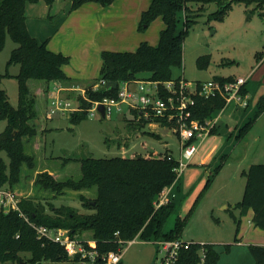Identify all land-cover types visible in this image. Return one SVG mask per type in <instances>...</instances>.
<instances>
[{
    "label": "trees",
    "instance_id": "trees-1",
    "mask_svg": "<svg viewBox=\"0 0 264 264\" xmlns=\"http://www.w3.org/2000/svg\"><path fill=\"white\" fill-rule=\"evenodd\" d=\"M40 0H0V51L4 48L9 35L18 45L12 49L8 64L18 63L19 71L15 75L19 81V102L13 106L6 90L2 86L4 75L0 73V121L6 120L5 128L0 131V150L6 152L7 159L0 155V186L14 187L21 180L24 167L33 170L37 167V158L33 152L26 149L27 143L37 135L45 149V134L48 126H41L38 122L41 114L48 119V95L52 80H69L63 66L70 60V56L56 52L48 47V40H40L31 33L27 24V5ZM88 1H96L104 6L114 0H70V11ZM249 5L256 3L264 5V0H237ZM52 4L53 0H45ZM200 3L201 11L204 4L215 2L216 10L210 13L211 19H222L231 7L232 2L224 0H150L149 6L141 12L139 29H145L152 20L162 16L165 26L160 30L157 44L147 40L139 43L135 50H110L101 52L102 65L99 77L85 88V93L72 94L79 101L84 110L72 113V123L88 117L87 108L91 101L102 100L107 96H115L117 88L106 89L105 86L94 88L99 80L107 82L115 80H133L144 77L165 81L172 79L174 70L182 67L183 45L189 28L196 22L197 15L190 3ZM185 9L184 26L178 28L179 12ZM192 11V12H191ZM211 55L198 57L200 68L210 65ZM214 78L227 80L234 75ZM200 81V80H199ZM247 89V88H246ZM245 89V90H246ZM41 99L42 109L36 107ZM252 102V101H251ZM253 120L242 126L238 138L245 134L252 126L254 119L264 111V95L260 96ZM225 106L222 98L198 99L195 116L204 119L212 116ZM250 106V105H249ZM161 125L168 126L166 121L158 120ZM143 124L148 121L144 120ZM170 126V125H169ZM169 152L164 156H157L155 151L147 155L112 157H65L63 164L69 161H79L81 176L57 179L49 170L38 171L35 175L37 188L61 195L67 190L82 191L95 190L96 194L89 197L80 193L83 205L93 213L81 216L73 212L69 205H63L59 210H65L56 215L47 214L45 205L36 196L22 197L19 206L21 210L0 211V264H28L21 256V252H30L31 261L48 259L67 264H80L78 256L71 258L65 248L52 240L38 238L31 222L44 224L49 227L68 228L75 236L80 230L91 229L96 245L93 247L84 241L86 248L99 254L118 251L122 244L120 240H131L140 237L149 239L181 238L183 229L190 217L195 203L206 189L208 180L202 192L196 198L188 213L177 216L171 229L164 228L170 215L178 207V199L156 207L155 201L163 187L173 182L177 177L178 160ZM223 161L216 165L219 171ZM243 173L247 180L242 199L236 206H247L253 210V223L264 229V163H252ZM238 232V227H237ZM236 241H240L236 233ZM203 244V245H202ZM231 244L226 245L230 249ZM204 247L205 258L203 264H217L220 252L211 242L195 241L182 252L183 262L186 264H200L202 258L200 249ZM249 251L254 258V264H264V244L251 243ZM99 258V257H98ZM101 263L100 258L97 260ZM122 264V262L120 263ZM152 264H155L152 263Z\"/></svg>",
    "mask_w": 264,
    "mask_h": 264
},
{
    "label": "rangeland",
    "instance_id": "rangeland-1",
    "mask_svg": "<svg viewBox=\"0 0 264 264\" xmlns=\"http://www.w3.org/2000/svg\"><path fill=\"white\" fill-rule=\"evenodd\" d=\"M70 0H53V3H44L40 0L29 3L27 6L28 28L40 36H48L54 33L53 27L57 20L61 22L70 12ZM60 2V3H58ZM64 4L59 12V6ZM136 6H148L149 0H136ZM190 3L193 12L197 15L196 22L189 28V32L183 45V64L174 70V76L184 74L191 82L208 80L214 75L219 76H249L250 84L255 89L253 100L249 107L234 109L230 104L220 111H216L210 118L213 120L211 132L205 137L199 146L198 152L190 161V164L178 173L175 180L163 187L155 203L157 208L172 199H178L177 209L170 215L164 228L171 229L177 216H185L198 195L204 189L208 180H211L199 200L195 203L193 211L183 229L181 238L185 240L211 241L220 252L217 264H254L247 242L264 243V229L250 227L247 206H236L243 196L247 176L243 173L252 163H264V111L253 121L248 131L238 138L241 128L248 121L253 120V115L258 107L261 95H264V5L256 3L245 4L242 1L233 0L231 7L222 19H211L210 13L217 9L215 2L203 5ZM50 6V7H49ZM73 11V10H72ZM185 9L179 12L178 30L184 26ZM49 15V16H48ZM51 15V17H50ZM162 16H158L145 29L137 28L143 34L149 35L158 43ZM163 22V26H165ZM62 30V29H61ZM152 41V40H151ZM18 44L8 35L4 48L0 51V73L7 71L10 75H4L2 86L6 90L13 106L19 102V81L15 76L19 71L18 63L8 64L11 51ZM210 54V65L200 68L197 63L199 56ZM72 53L70 60L63 68L71 73L72 79L78 84L84 83L83 76L76 78L77 74L85 73L93 79L99 76L101 52L85 59ZM149 73H144L145 77ZM88 76H85V80ZM41 99L36 107L42 109ZM74 104L77 100L72 98ZM71 118V117H70ZM38 122L41 126H48L45 134V149L33 139L26 149L33 152L37 158V167L33 170L23 169L19 188L22 197L36 196L45 205L47 214L56 215L65 210H59L63 205H69L73 212L84 216L93 213L94 210L86 208L80 198V191L67 190L61 195L39 189L35 185V175L44 167H49L57 179L67 177L78 178L81 176L79 161H69L63 164L65 157H112L116 155L134 156L147 155L152 151L156 154L172 153L180 156V139L178 135L167 126L138 122L129 112L114 113L111 118H105L100 113L88 116L79 122H74L56 112L53 117L46 118L41 114ZM6 120L0 121V131L6 126ZM197 142L196 144H198ZM39 145V147H38ZM37 148V150H36ZM0 155L5 157L6 152L0 150ZM206 158L204 161L203 159ZM224 162L219 171L216 165ZM18 189V188H17ZM85 195L95 196V190H86ZM158 201V202H157ZM253 221V220H252ZM238 227V232H237ZM236 233L243 240L242 244L236 241ZM75 237L82 240H94L91 229H83L76 233ZM160 239L143 240L136 238L132 243L123 246V264H151L157 261L160 253L157 251L156 242ZM248 243V244H249ZM230 249H226V245ZM28 264H67L48 259L31 261L30 252H21ZM153 262V263H154ZM201 260L200 264H203ZM11 264H18L12 262Z\"/></svg>",
    "mask_w": 264,
    "mask_h": 264
},
{
    "label": "built area",
    "instance_id": "built-area-1",
    "mask_svg": "<svg viewBox=\"0 0 264 264\" xmlns=\"http://www.w3.org/2000/svg\"><path fill=\"white\" fill-rule=\"evenodd\" d=\"M249 76H236L232 79L222 80L210 78L208 80L189 81L184 74L172 79L159 81L148 77L133 80H124L118 83V92L115 96H107L102 100L91 101L87 108L88 116L100 113L99 104L105 107V117L111 118L114 113L133 114L138 122L148 121L149 125L159 124L158 120H164L167 127L175 132L180 139V156L176 157L178 166L176 171H182L190 164V161L198 152L199 146L205 137L211 132L213 120L207 116L203 120L195 116L198 99L222 98L225 100L223 110L230 104L234 109L247 108L251 104V96L248 90ZM107 81L99 80L94 88L105 86ZM247 88V89H246ZM60 87H55L51 92L47 115L53 117L56 112L72 114L75 111L84 110L79 101L74 104L69 97L60 93ZM246 89V90H245ZM85 91L81 94L84 95ZM170 125V126H169ZM199 142L198 144H196ZM169 152V158H172ZM164 156V154H157ZM22 196L11 186H0V211L21 210L19 202ZM165 200H159L164 203ZM156 207H157V203ZM36 230L38 238L52 240L62 245L69 257L76 258L80 264H120L123 260V246L132 243L135 239L120 240L122 247L118 251H109L99 254L97 251L86 248L84 241L72 236L68 228L49 227L44 224L31 222ZM91 246L96 245L95 240H85ZM196 240L182 238L160 239L156 242L160 256L155 264H186L183 262L182 252L190 247ZM204 243V241H200ZM203 245V244H202ZM202 260L205 258V249H200ZM100 258L101 263H98Z\"/></svg>",
    "mask_w": 264,
    "mask_h": 264
},
{
    "label": "crops",
    "instance_id": "crops-1",
    "mask_svg": "<svg viewBox=\"0 0 264 264\" xmlns=\"http://www.w3.org/2000/svg\"><path fill=\"white\" fill-rule=\"evenodd\" d=\"M68 4H70V2H68ZM135 5H137L136 0H114L111 4L106 6L96 1H88L83 3L73 11H70L61 22L57 20L56 25L53 27L55 31L52 35H48L46 37L40 35L37 36L31 30L30 31L40 40L47 39L48 47L51 50L62 52L69 56L75 52L85 59H89L92 55H95L98 52H102L105 49L121 51L135 50L138 47L139 43L143 40H147L152 44H157L155 43L156 41L154 39H149V35L143 34L137 28L141 17V12L149 5L136 7ZM63 8L64 4H61L59 6V12L60 10H63ZM162 23L160 26L163 28L164 26ZM79 58L80 57L78 56V59ZM101 65L102 57L99 66V75ZM64 70L70 79L67 81L55 79L50 82L48 105L51 92L55 87H60L61 95L64 97H69L72 100V98H75L72 96V94L84 92L85 88L88 85L92 84L99 77H93L92 79L89 77H92V75H86L85 73H83L82 75L77 74V76H75L76 78L80 79L81 76H83V80L85 81L84 83L80 82V84H78L76 80L72 79V77L74 76H72L71 73H68L65 68ZM85 76H88V81L85 80ZM249 82L250 80L248 81V90L252 101L254 95H251V91H253V93L255 94L256 87L253 88V85H251ZM63 115L70 119L72 114L63 113ZM33 140L39 144V139L37 140V136L34 137ZM205 159L206 158H204L203 161ZM24 169L27 168L24 167ZM45 169L49 170L53 174L51 168L44 167L42 170ZM18 184L13 188L22 196L23 193L21 192ZM85 191L86 190H82L80 192L84 193ZM247 211V214L249 216L248 220L250 222L249 226L251 228L255 227V229H261L260 227L255 226L252 221L253 210L251 209ZM237 242L238 244H242L243 240L240 239V241ZM248 243L249 242L246 243L247 246L251 244ZM257 244L264 243L257 242Z\"/></svg>",
    "mask_w": 264,
    "mask_h": 264
},
{
    "label": "water",
    "instance_id": "water-1",
    "mask_svg": "<svg viewBox=\"0 0 264 264\" xmlns=\"http://www.w3.org/2000/svg\"><path fill=\"white\" fill-rule=\"evenodd\" d=\"M224 1L227 2V3H230L233 0H224ZM118 83H119L118 81L111 80V81L107 82L106 89L108 90V89H111V88H117L118 87ZM98 109L100 110L101 115L103 117H105V107H104V105L103 104H99Z\"/></svg>",
    "mask_w": 264,
    "mask_h": 264
}]
</instances>
